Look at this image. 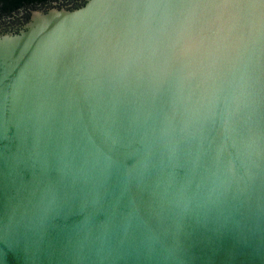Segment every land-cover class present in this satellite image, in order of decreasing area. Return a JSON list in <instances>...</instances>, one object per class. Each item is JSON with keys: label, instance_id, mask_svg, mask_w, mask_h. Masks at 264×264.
<instances>
[{"label": "water", "instance_id": "95a60500", "mask_svg": "<svg viewBox=\"0 0 264 264\" xmlns=\"http://www.w3.org/2000/svg\"><path fill=\"white\" fill-rule=\"evenodd\" d=\"M14 27L0 264H264V0H86Z\"/></svg>", "mask_w": 264, "mask_h": 264}, {"label": "trees", "instance_id": "16d2710c", "mask_svg": "<svg viewBox=\"0 0 264 264\" xmlns=\"http://www.w3.org/2000/svg\"><path fill=\"white\" fill-rule=\"evenodd\" d=\"M86 0H0V21L10 20L11 24L0 29V33L8 32L9 30H17L14 27L21 23V19L27 20L29 18V10L36 8H48L56 6H63L67 3L70 9L78 8L85 3ZM63 4V5H62ZM2 26V25H0Z\"/></svg>", "mask_w": 264, "mask_h": 264}, {"label": "rangeland", "instance_id": "374dc122", "mask_svg": "<svg viewBox=\"0 0 264 264\" xmlns=\"http://www.w3.org/2000/svg\"><path fill=\"white\" fill-rule=\"evenodd\" d=\"M65 5H63V6H59V5H57V7L58 8H62V7H64V8H68L70 5H68L67 3H64ZM11 24V22H10V20H2V21H0V25H2V26H0V29H2V27H7V26H9Z\"/></svg>", "mask_w": 264, "mask_h": 264}]
</instances>
